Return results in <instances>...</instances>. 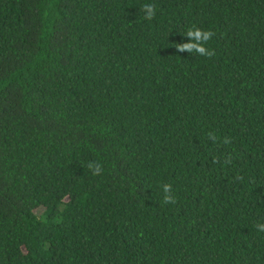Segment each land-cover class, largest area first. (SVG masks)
Listing matches in <instances>:
<instances>
[{"label":"trees","instance_id":"16d2710c","mask_svg":"<svg viewBox=\"0 0 264 264\" xmlns=\"http://www.w3.org/2000/svg\"><path fill=\"white\" fill-rule=\"evenodd\" d=\"M259 223L264 0H0V264H264Z\"/></svg>","mask_w":264,"mask_h":264},{"label":"clouds","instance_id":"9594fccd","mask_svg":"<svg viewBox=\"0 0 264 264\" xmlns=\"http://www.w3.org/2000/svg\"><path fill=\"white\" fill-rule=\"evenodd\" d=\"M144 19L151 20L155 15V9L151 4H147L143 7ZM213 33L202 31L200 29H192L185 33V37L188 39L187 43L179 44L177 46V50L179 52H187L189 54L196 53L200 56H211L212 53L205 49L203 46L206 42H208ZM90 168L94 167V174H101V167L99 165H89ZM162 191L164 194V203L172 204L175 203L176 198L172 193V187L169 184H164L162 186ZM256 231L259 233H264V223H259L255 225Z\"/></svg>","mask_w":264,"mask_h":264}]
</instances>
